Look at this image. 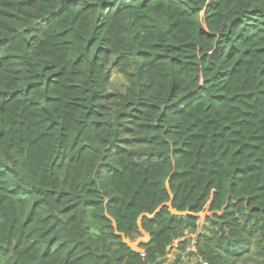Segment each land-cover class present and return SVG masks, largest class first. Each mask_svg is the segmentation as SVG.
Listing matches in <instances>:
<instances>
[{
	"label": "trees",
	"instance_id": "obj_1",
	"mask_svg": "<svg viewBox=\"0 0 264 264\" xmlns=\"http://www.w3.org/2000/svg\"><path fill=\"white\" fill-rule=\"evenodd\" d=\"M166 186L190 213L131 250ZM185 231L264 264V0H0V264H179Z\"/></svg>",
	"mask_w": 264,
	"mask_h": 264
},
{
	"label": "rangeland",
	"instance_id": "obj_2",
	"mask_svg": "<svg viewBox=\"0 0 264 264\" xmlns=\"http://www.w3.org/2000/svg\"><path fill=\"white\" fill-rule=\"evenodd\" d=\"M111 79L109 82L110 88H116V89H122L125 82L123 77L119 74L118 71L112 70L111 73ZM203 224V221L200 218L199 227L197 228V232L199 233L201 231V226ZM197 232H187V239L188 243L186 244V247L184 250L180 251V258H179V264H201L199 261V258H201L197 253V244H196V238H197ZM177 240L174 241L172 248L170 252L167 254L166 259L162 262V264H168L172 260V257L174 258L176 253H178L176 249Z\"/></svg>",
	"mask_w": 264,
	"mask_h": 264
},
{
	"label": "water",
	"instance_id": "obj_3",
	"mask_svg": "<svg viewBox=\"0 0 264 264\" xmlns=\"http://www.w3.org/2000/svg\"><path fill=\"white\" fill-rule=\"evenodd\" d=\"M166 189H167V191H168V193H169V196H170V199H169L168 201L163 202L162 204L158 205L152 214H149V213L145 212V213H142V214H140V215L138 216V218H137V225H138V230H139L140 235H139L136 239L132 240V239H130L129 237H126L124 233H120V232L118 233V232L115 231L117 234H120V235H121V237H122V241H123L125 244H127V245L131 248V250H133V251H135V252H139V253H141V254L144 253V249L141 248V247L139 246V244H140V242H147V241H148L149 233L146 232V231L142 228V226H141V218H142L143 216L152 217V216H153L155 213H157V212L160 210V208H161L162 206H164V205L167 206V207H168V210H169L171 213H174V214L183 215V214L190 213V212H188L187 210H184V211H178V210H176L175 208H173V207L171 206L172 193H171V191H170V189H169L168 186H166ZM213 213H217V211H211V212H208L207 210H204V211H201V212H195V213H192V214L195 215V216L200 217L201 220L203 221V219H204V217H205L206 215H212ZM107 216H108V215H107ZM108 217L111 219L113 227L116 228V226H115V221H114L110 216H108Z\"/></svg>",
	"mask_w": 264,
	"mask_h": 264
},
{
	"label": "built area",
	"instance_id": "obj_4",
	"mask_svg": "<svg viewBox=\"0 0 264 264\" xmlns=\"http://www.w3.org/2000/svg\"><path fill=\"white\" fill-rule=\"evenodd\" d=\"M186 234H187V231H185V236H187ZM185 236H184V237H185ZM177 241H178V240H177ZM199 261H200L201 264H207V262L204 261L202 258H199Z\"/></svg>",
	"mask_w": 264,
	"mask_h": 264
}]
</instances>
